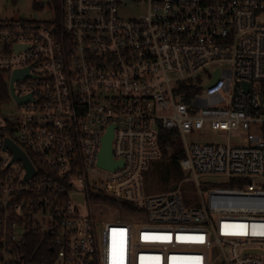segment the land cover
Returning <instances> with one entry per match:
<instances>
[{
    "label": "built area",
    "instance_id": "1",
    "mask_svg": "<svg viewBox=\"0 0 264 264\" xmlns=\"http://www.w3.org/2000/svg\"><path fill=\"white\" fill-rule=\"evenodd\" d=\"M129 1L146 12L59 0L53 21L0 19V263L41 233L54 264H264V0ZM110 127L115 169L99 164ZM162 128L183 138L184 176L149 193ZM204 130L246 132V144L188 140ZM99 197L137 209L100 219L89 208L107 204Z\"/></svg>",
    "mask_w": 264,
    "mask_h": 264
},
{
    "label": "rangeland",
    "instance_id": "2",
    "mask_svg": "<svg viewBox=\"0 0 264 264\" xmlns=\"http://www.w3.org/2000/svg\"><path fill=\"white\" fill-rule=\"evenodd\" d=\"M127 4L121 6L120 13L123 17H134L143 14L147 10V3H133L127 0ZM59 0H0V19L5 18H23L37 21H53L58 18L59 13ZM9 76V74H8ZM246 132L232 131L230 134L224 132H216L214 130H204L200 135H189L188 140H200V141H212L219 143L232 144H246L243 140V136ZM184 141L180 134H176L172 137V145L174 150L184 148ZM169 159L164 157L159 160L152 161L149 168L144 173L145 190L149 193H161L169 189L170 184L167 186L163 183V176L170 175L171 172H167ZM217 180H213L215 185ZM181 191L185 199H192L196 201L198 199V187L192 180L184 181L181 184ZM91 211L100 219L118 218L120 212L118 209L111 205L103 203H95L89 205ZM83 213H88V205L82 207ZM111 212L107 217L102 214ZM125 216V215H122Z\"/></svg>",
    "mask_w": 264,
    "mask_h": 264
},
{
    "label": "trees",
    "instance_id": "3",
    "mask_svg": "<svg viewBox=\"0 0 264 264\" xmlns=\"http://www.w3.org/2000/svg\"><path fill=\"white\" fill-rule=\"evenodd\" d=\"M9 99V83H8V74L6 72L0 71V103L7 101ZM176 134H179L177 130L165 129L162 128L160 132V142L163 148V158L166 157L169 159V164L167 167V172H171L170 175L163 176V183L165 185L171 186L172 183H178L183 178V172L180 165V159L184 156V148L174 150L172 145V137ZM169 186V187H170ZM184 198V196H183ZM99 201L107 203L119 210L120 218H125L128 213L134 212L137 208L131 203L125 201H117L111 198L99 197ZM186 204H190L192 199H185ZM1 218V216H0ZM1 232H0V241H1ZM54 243L53 239L46 237L44 234H29L24 245L16 250L17 255L21 257L20 261L13 263L12 261L7 264H28L30 262L36 264H54L56 250L53 248ZM1 264V263H0ZM217 264H223L218 262Z\"/></svg>",
    "mask_w": 264,
    "mask_h": 264
},
{
    "label": "water",
    "instance_id": "4",
    "mask_svg": "<svg viewBox=\"0 0 264 264\" xmlns=\"http://www.w3.org/2000/svg\"><path fill=\"white\" fill-rule=\"evenodd\" d=\"M25 73H26L25 70H16L14 74L12 75V78L10 81V91L12 95H14V89H13L14 81L17 78L23 76ZM17 100L23 102L24 98L18 97ZM113 135H114L113 127H110L108 133L104 137L103 148L100 154L101 158H99V164L102 167L109 168V169H115L123 163V160L115 161L113 158V153L111 149ZM5 148L12 149V151L15 154V159L16 158L22 159L26 163L27 169H28L27 178H31L35 174L34 168L32 164L30 163L29 159L27 158V156L24 154V152L16 144H14L11 140H8V139H7ZM176 187H177V184L174 183L170 186V190H174L176 189Z\"/></svg>",
    "mask_w": 264,
    "mask_h": 264
},
{
    "label": "snow or ice",
    "instance_id": "5",
    "mask_svg": "<svg viewBox=\"0 0 264 264\" xmlns=\"http://www.w3.org/2000/svg\"><path fill=\"white\" fill-rule=\"evenodd\" d=\"M115 231V230H114ZM114 264H115V261H114Z\"/></svg>",
    "mask_w": 264,
    "mask_h": 264
}]
</instances>
